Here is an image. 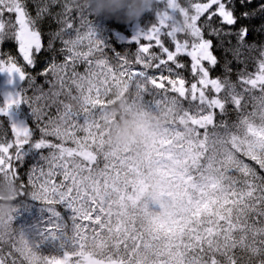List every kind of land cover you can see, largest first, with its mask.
<instances>
[{
	"label": "snow or ice",
	"instance_id": "1",
	"mask_svg": "<svg viewBox=\"0 0 264 264\" xmlns=\"http://www.w3.org/2000/svg\"><path fill=\"white\" fill-rule=\"evenodd\" d=\"M252 3L238 0L240 9H248L238 12L237 0H188L187 6L158 0L152 22L132 38L138 47L131 58L109 48L91 14L62 6L63 26L49 38L47 50L58 40L63 61L53 58L39 74L48 92L41 84L39 95L29 97L24 88L0 103V117L14 137L0 140V175L18 183L19 197L70 208L73 245L43 255L24 233H18L17 243L12 230L0 225V242L13 240L8 255L23 258L11 264H264V59L256 73L240 74V91L227 77L210 78L205 64L218 63L205 29L217 37L235 36L231 51L236 57L251 47L247 25L232 26L252 16ZM258 9L264 13V3ZM42 11L47 9L38 10L34 19L22 0H0V41L14 37L23 60L33 67L34 53L45 48L36 27ZM5 13L15 15L14 24L4 21ZM214 17L220 27L211 23ZM142 40L154 41L159 52ZM182 56L190 58L198 77L190 87L178 73L173 78L172 66L185 67ZM81 64L83 72L78 71ZM162 68L168 75L156 74ZM0 73L27 80L29 88L36 83L11 57L0 60ZM115 89L165 117L159 139L141 160L131 157V149L113 150L106 139V108ZM254 89L260 95L251 97L249 112L245 93ZM21 104L31 109L38 139L35 129L12 119ZM229 104L237 113L232 122L226 119ZM25 145L48 150L42 157L47 171L32 169L27 183L17 166ZM57 177L62 179L57 182ZM0 264H7L2 249Z\"/></svg>",
	"mask_w": 264,
	"mask_h": 264
},
{
	"label": "trees",
	"instance_id": "2",
	"mask_svg": "<svg viewBox=\"0 0 264 264\" xmlns=\"http://www.w3.org/2000/svg\"><path fill=\"white\" fill-rule=\"evenodd\" d=\"M25 4L26 9L29 15L36 19L37 11L41 9H47V11L41 12V18L37 19L36 27L42 33V42L45 46L39 54L34 53L35 66H29L23 60V57L19 53V45L14 37L8 38L5 37L0 41V60L7 62L9 57L13 59V62L17 63L18 66L22 67L28 74L35 77V85L31 88L28 87L27 80L25 82L20 81L18 77H10L8 74L2 75L0 81L2 84L8 81L11 84V89L8 93L15 94L16 92H22L24 88L27 89V96L34 97L39 95L38 85L43 84V91L48 92L49 85L44 84L45 77L39 75L55 58L56 62L63 61V54L60 53L59 49L62 47L60 42H53V49L51 51L47 50V44L49 38L53 33L59 31L63 26L60 22L64 17L58 15L63 12L62 6L67 3L71 5V0H22ZM182 6L188 5V0H178ZM193 2H206V0H193ZM264 3V0H253L252 5L249 6L250 9H255L253 14L248 19H244L238 22L234 28H238L241 24L247 25L249 28V34L246 38L247 44L251 47H245L240 50V54L236 57L231 51L232 46L236 44L235 36H214L208 34V29H205V37L213 41V54L217 57L218 63L215 66L208 65L205 62L206 67L209 68L210 78H229L232 82L237 84V90L240 91L239 87V76L241 73L254 74L258 71L259 61L264 59L261 57V51H264V13H261L258 9V5ZM163 7V5H161ZM237 10L244 11L248 9H240L238 6L237 0ZM87 15V14H86ZM207 14H205V17ZM202 17V20L205 19ZM94 26L97 29V33L102 40L106 42L110 49H115L121 54L129 53L131 58V53H134L138 47L132 41V38L136 33L148 26L154 19V12H147L145 15L137 22L133 23H124L117 22L114 19H108L105 17H91ZM4 21L11 20L12 23H15V15L5 13L3 17ZM155 22V21H153ZM214 27H220V20L218 17H214L212 22ZM225 29L228 26H223ZM18 28V25L16 26ZM6 31L11 32L12 29H6ZM82 32L86 29H81ZM122 34L123 40H120L116 35ZM166 41V46L172 47L168 43L167 38H162ZM127 40V41H126ZM231 41V44H229ZM142 43H152V51L159 52L158 47L155 46L154 41H141ZM86 50V48L84 49ZM174 50V49H173ZM109 56H112V53L109 52ZM181 62L184 63L185 67L182 69H175L173 67V78L178 73L186 80V87H190L191 83H194L198 80V77L194 76L191 70L190 58L182 56ZM115 64V60L112 61ZM78 71H84V65L78 66ZM151 71V70H150ZM163 71L164 75H168L166 69L157 70L156 74L159 75V72ZM9 77V79H8ZM166 86H167V82ZM171 95V93H170ZM223 95V94H221ZM260 92L258 89L252 90L251 93H245V98L248 101L247 111L251 112L253 110V101L252 96H259ZM63 98V97H61ZM150 98V97H146ZM4 98L0 94V103H2ZM43 103V101H41ZM198 103V102H193ZM187 106V104H186ZM228 115L226 119L229 122L235 121L237 119V113L233 110L234 106L229 104L228 106ZM52 114L55 115V108L52 110ZM13 112H15L20 118H22L25 124L29 125L35 129L34 139L40 137V132L34 122L32 117L31 109L27 104H21L18 107H14ZM219 116L217 119L219 120ZM203 131V130H201ZM82 135V133H81ZM13 134L11 133L10 125L8 124L6 118L0 117V140L2 139H13ZM48 139L55 141L54 137H48ZM69 146H72L69 143ZM23 159L17 162L21 178L24 183L28 181L29 172L36 168L37 171L39 168L43 167L47 171V163L42 157L48 155V150H40L32 147L31 145H25L23 148ZM62 179V177H57V181ZM17 203L19 207L13 215V220L11 222V230L14 234V240L18 243L19 236L18 233H24L27 238L34 240L39 246V251L43 255H57L62 251H66L73 245L74 238V218L71 217L64 204L56 205H47L41 201L33 200L29 196H20ZM55 212L57 215H53ZM13 243L12 239H9L8 243L5 244L0 242V249L3 250V256L6 257L7 264H11L13 258L18 261H22L23 258L19 256L18 253H14L13 256H9L8 253L12 252L11 244Z\"/></svg>",
	"mask_w": 264,
	"mask_h": 264
},
{
	"label": "clouds",
	"instance_id": "3",
	"mask_svg": "<svg viewBox=\"0 0 264 264\" xmlns=\"http://www.w3.org/2000/svg\"><path fill=\"white\" fill-rule=\"evenodd\" d=\"M71 5L95 17L133 23L145 13L154 12L158 0H71ZM106 114L109 120L106 139L111 148L117 152L131 149L130 155L134 160L146 157L166 126L162 114L133 103L130 93L123 89L113 90ZM19 191L18 183L10 176L0 175V225H6L8 230L12 226L9 221L19 207Z\"/></svg>",
	"mask_w": 264,
	"mask_h": 264
},
{
	"label": "rangeland",
	"instance_id": "4",
	"mask_svg": "<svg viewBox=\"0 0 264 264\" xmlns=\"http://www.w3.org/2000/svg\"><path fill=\"white\" fill-rule=\"evenodd\" d=\"M215 7V6H214ZM19 48V47H18ZM20 53V52H19ZM22 56V55H21ZM6 73H0V78H2L1 76L3 75H5ZM8 79H9V77H8ZM11 84H10V82H6L5 83V85H3L2 84V81H0V94H1V96H2V98H5V96H6V94H8V91H9V89H11ZM12 119H14V120H16V121H18V122H23V123H25L24 122V120L22 119V118H20L15 112H13L12 113ZM59 181V180H58ZM57 181V182H58ZM64 206H65V208H66V212H68V214L71 216V217H73L74 218V213H73V211L70 209V208H68L65 204H64Z\"/></svg>",
	"mask_w": 264,
	"mask_h": 264
},
{
	"label": "water",
	"instance_id": "5",
	"mask_svg": "<svg viewBox=\"0 0 264 264\" xmlns=\"http://www.w3.org/2000/svg\"><path fill=\"white\" fill-rule=\"evenodd\" d=\"M116 37L119 38L120 40H122V38L120 36L116 35Z\"/></svg>",
	"mask_w": 264,
	"mask_h": 264
}]
</instances>
